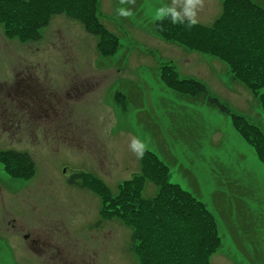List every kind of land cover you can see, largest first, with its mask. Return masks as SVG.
Returning <instances> with one entry per match:
<instances>
[{
	"label": "rangeland",
	"instance_id": "obj_1",
	"mask_svg": "<svg viewBox=\"0 0 264 264\" xmlns=\"http://www.w3.org/2000/svg\"><path fill=\"white\" fill-rule=\"evenodd\" d=\"M223 3L0 0V264H137L136 223L144 264H264L262 57L235 40L222 54L246 75L234 73L151 22L175 9L211 28ZM247 9L234 11L242 26Z\"/></svg>",
	"mask_w": 264,
	"mask_h": 264
},
{
	"label": "trees",
	"instance_id": "obj_2",
	"mask_svg": "<svg viewBox=\"0 0 264 264\" xmlns=\"http://www.w3.org/2000/svg\"><path fill=\"white\" fill-rule=\"evenodd\" d=\"M239 1H241V2L238 3V1L235 2L234 0H226L223 3V9H224L223 17L217 23V27L214 28L215 30H218L215 33H219V34L214 35L211 32V30H209V29H205V28L200 27L198 25H189V24L185 23V25H188V27H179L178 32L173 27H169V29H168L169 34L166 37L168 39H170V41H173L174 43L180 44L184 47L188 46L186 48H191V49H195V50H198L200 47L204 48L206 51L210 52V54H212L214 56H215V54L217 56L222 55V54L224 55V53H225V55H228V48L229 47L234 48L233 45L238 47V45L235 44V40L245 39L243 44L240 45V47L242 46L244 48L243 53L245 55H247L250 52H253V53L258 52V53H260V55L262 57L261 63L263 65V69L256 71L254 73L255 77L257 76L258 73L263 72V74H264V10H259V8H258L259 6L253 0H239ZM246 7H248L247 10L249 12L246 17L251 22L250 26L240 25V22L237 21L239 19V17H236V13L234 12V11L239 12L240 10H242ZM231 10H232V12L229 16V11H231ZM251 15H253L254 18H252V19L249 18ZM91 16L92 17L95 16L93 11H91ZM185 25H183V26H185ZM241 27H242V31H241ZM248 29H251L256 33L258 32L259 33V39L257 38V36L253 39L252 38L248 39L247 38ZM159 31H161L160 33H162V35L164 37L165 31H166L165 27L161 28ZM240 33H242V34L240 35ZM208 40H211V42H208ZM110 41H111V39H110ZM114 43H116V41ZM248 44L250 46H248ZM111 47H113V46H111ZM102 50H103V48H101L100 52ZM200 52H202V51H200ZM102 54L104 56H106V55H108V52L102 51ZM167 73H169V72L167 71ZM263 79H264V77H263ZM194 85H196V84H194ZM201 91H202V87H197L196 90L192 93L191 99L196 101V102H200V103L205 102V104H209L210 101H208L209 100L208 95H206L205 92L202 93ZM211 101L213 103L214 100H211ZM213 105L222 114H224L226 116L232 115L229 110L225 109L224 107H221L220 103L218 101L213 103ZM239 130H241L244 138L246 139V141L248 143H253L252 141L249 140L248 134L246 132V128L244 126H241ZM261 134L259 133L258 135H260V137L264 139V135L263 134L261 135ZM253 137L255 138L254 134H253ZM150 165H152V164H149V166ZM143 171H145V170H143ZM138 175L139 176L136 179L142 178L143 174L139 173ZM165 184H166V182H165ZM164 197H167V193H165V191L162 192L161 200L164 199ZM156 199L158 202V204H156L157 206H159V207H168L169 206V202H167V201L159 203V199H160L159 194L156 197Z\"/></svg>",
	"mask_w": 264,
	"mask_h": 264
},
{
	"label": "clouds",
	"instance_id": "obj_3",
	"mask_svg": "<svg viewBox=\"0 0 264 264\" xmlns=\"http://www.w3.org/2000/svg\"><path fill=\"white\" fill-rule=\"evenodd\" d=\"M142 155H143V152H142V151L139 152V153H137L138 158H139L140 156H142Z\"/></svg>",
	"mask_w": 264,
	"mask_h": 264
}]
</instances>
